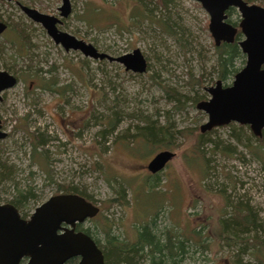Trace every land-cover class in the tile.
I'll return each instance as SVG.
<instances>
[{"label": "rangeland", "instance_id": "obj_1", "mask_svg": "<svg viewBox=\"0 0 264 264\" xmlns=\"http://www.w3.org/2000/svg\"><path fill=\"white\" fill-rule=\"evenodd\" d=\"M17 1L60 18L61 0ZM165 2L167 10L155 0H70V16L60 18L59 30L112 58L139 49L148 67L143 74L65 52L15 4L0 2V18L12 21V29L24 28L28 39L20 41L13 31L0 36V70L18 78L1 94L0 120L8 137L0 141V160L11 172L0 186V204L9 203L17 190L30 189L33 197L19 208L26 219L51 196L71 194L57 192L58 184L67 185L100 209L93 223L82 225L100 246L104 222L115 236L132 240L134 231L153 217L158 231L171 229L185 242L187 254L177 264H264V170L253 156L257 142L247 126L235 123L199 138L207 116L196 104L209 97L206 90L218 80L212 72L216 53L209 16L193 0ZM250 3L263 7L262 0ZM162 18L174 34L165 31ZM229 20L237 23L239 14L235 11ZM244 64V58H237L233 68L238 72ZM190 75H203L201 84L190 85ZM170 92L182 94L180 109L167 97ZM113 112L118 120L111 129ZM147 122L155 129L169 128L167 147L158 144L161 136L154 145L141 136ZM35 130L48 138L32 153L30 133ZM232 130L241 143L230 137ZM246 137H252L250 148ZM165 150L174 157L151 175L147 164ZM117 186L124 190L123 206L109 202ZM235 207L249 210L259 227L247 235V246L219 237L221 222L236 217Z\"/></svg>", "mask_w": 264, "mask_h": 264}, {"label": "water", "instance_id": "obj_2", "mask_svg": "<svg viewBox=\"0 0 264 264\" xmlns=\"http://www.w3.org/2000/svg\"><path fill=\"white\" fill-rule=\"evenodd\" d=\"M11 1V0H1ZM209 16L208 30L214 45L233 43L237 28L226 22V11L234 8L240 15L238 28L243 39L237 42L246 57L245 65L224 87L216 81L207 89L209 99L201 101L196 109L207 116L199 127L201 134L230 123L247 126L254 137L264 130V8L249 5L243 0H193ZM24 15L40 25L54 44L65 52L76 51L91 60H107L121 64L125 71L143 74L147 61L139 49L112 58L99 52L91 44L58 29L61 19L71 13L70 0H61L59 17L43 14L36 9L18 4ZM5 25L0 22V33ZM16 79L0 71V92L12 88ZM6 137L1 131L0 140ZM174 157L170 151L157 153L147 164L150 174L161 172ZM99 208L76 194L51 196L23 219L10 203L0 204V264H67L78 258L76 264H104L101 251L85 233L76 232V224L97 215Z\"/></svg>", "mask_w": 264, "mask_h": 264}, {"label": "trees", "instance_id": "obj_3", "mask_svg": "<svg viewBox=\"0 0 264 264\" xmlns=\"http://www.w3.org/2000/svg\"><path fill=\"white\" fill-rule=\"evenodd\" d=\"M151 4L152 0H144ZM246 2H250V0H245ZM261 6L264 7V0ZM155 5L160 6L163 10H167V4L165 0H155ZM134 16V14H132ZM160 22V21H158ZM162 25H165V31L169 34H174L175 30L172 28L167 20L161 19ZM230 22V21H229ZM14 32L16 33L19 40L28 42L26 30L20 28L19 26L13 27ZM239 33L237 34L235 41L233 43H221L219 46H215L216 53V62L212 68V72L216 74L217 79L221 82H225L230 76H234L237 73V69L233 67V61L237 58L243 59V55L241 54L239 47L237 45V40L239 37ZM148 68V67H147ZM202 76V77H201ZM199 76V78L195 79L193 75H190V82L192 83H200L202 81L203 75ZM201 84V83H200ZM53 86V85H52ZM45 89L53 91L48 84L43 86ZM171 93V94H170ZM167 94V97H171L174 100V108L180 109L182 102L179 99L180 95L177 92H170ZM199 100V99H198ZM201 100V98H200ZM197 101L194 99V102ZM118 116L116 113H111V117L109 118V128L114 129L117 125ZM149 125L143 127L141 131V136H143L146 141L150 144L155 143V140L161 136L160 141L158 140V144L164 145L167 147L169 144V128L165 126L160 129H155L151 122H147ZM227 126V125H226ZM232 126V125H231ZM242 127H239L241 129ZM213 130V129H212ZM210 132V131H209ZM232 132V133H231ZM230 133V137H233L236 142L241 143V138L235 135L233 130ZM208 134L205 132L203 134H199V138H203ZM240 136V135H239ZM253 137V140L257 142L256 151L253 152V156L258 159L264 170V130L262 131L261 137ZM252 137H246L245 147L250 148ZM47 138L44 134L38 132L37 130L30 133V140L32 150L34 153L37 149L44 147L47 144ZM199 145V141L197 142ZM262 153V154H261ZM263 155V156H261ZM11 169L7 166V163L0 160V186L2 183L6 182L9 179ZM156 175V174H151ZM57 185V184H56ZM154 184L151 183L150 186ZM114 189V188H113ZM115 199L109 200V202H117L120 206L125 205V194L124 190L117 186L114 190ZM57 192L59 193H71L76 194L83 197L86 200L91 201L84 192H81L78 188H72L67 185H57ZM31 190L28 189L26 191L17 190L13 199L9 202L12 204L19 212L20 206H23L30 198H32ZM234 214L235 218H232L229 221L221 222L220 224V234L219 237L222 240H225L229 243V238H234V243L241 242L244 246L249 245V236L248 234L255 232L259 227L256 225L254 220V215L247 209H242L235 207ZM244 211V212H243ZM20 214V213H19ZM21 216V214H20ZM24 218V216H21ZM152 219H154L152 217ZM150 220L147 224L142 227H139L136 232L134 231V237L132 240H128L127 238H119L115 236L112 232V228L106 222L101 226L102 230L100 231V237L102 246L99 245L98 241H96L93 237L90 236L88 231H80L86 233L90 236L100 248L103 258L104 264H177L182 261L184 256L187 254V247L184 245V241L180 240L178 236H176L171 229L158 231L154 225V221ZM153 221V222H152ZM245 235V237H243ZM228 237V238H227ZM255 247V245L253 246ZM255 252H261L259 248L255 250ZM76 259H72L68 261V264H75Z\"/></svg>", "mask_w": 264, "mask_h": 264}, {"label": "flooded vegetation", "instance_id": "obj_4", "mask_svg": "<svg viewBox=\"0 0 264 264\" xmlns=\"http://www.w3.org/2000/svg\"><path fill=\"white\" fill-rule=\"evenodd\" d=\"M0 2H4V3H13V4H15L16 6H17V8H19V10L21 11V9H20V7L18 6V4H20V5H22V6H26V5H24V4H22V3H20V2H18L17 0H11V1H1L0 0ZM249 4H251L250 2H249ZM26 7H29V6H26ZM29 8H31V7H29ZM34 9V8H33ZM237 12V10L236 9H234V8H230V9H228V11H226V16H227V19H226V22H228L230 25H232L233 27H236L237 28V33H236V35H235V38H236V36H237V34L239 33V37H238V40H237V42L238 41H240V40H242L243 39V36L241 35V33H240V30H239V28H238V24H239V21H240V15H239V21L236 23V22H231L230 20H229V18H230V16H231V14L232 13H234V12ZM21 13L24 15V13L21 11ZM238 13V12H237ZM71 14V13H70ZM239 14V13H238ZM25 16V15H24ZM70 16V15H69ZM26 17V16H25ZM27 18V17H26ZM28 19V18H27ZM66 19V18H65ZM29 20V19H28ZM31 21V20H30ZM230 21V22H229ZM0 22L2 23V24H4L5 25V29H4V31L2 32V33H0V36H2V35H4L5 34V32H7V31H9V32H11V31H13L14 32V30L12 29V21H10V22H6V21H3L1 18H0ZM32 22V21H31ZM32 23H34V22H32ZM34 24H36V23H34ZM38 25V24H37ZM59 27V26H58ZM42 28V27H41ZM43 29V28H42ZM44 30V29H43ZM45 31V30H44ZM12 33V32H11ZM15 33V32H14ZM46 33V32H45ZM16 34V33H15ZM47 35V34H46ZM17 36V35H16ZM211 36V35H210ZM28 40V39H27ZM21 41V40H20ZM234 41H235V39H234ZM233 41V42H234ZM236 42V43H237ZM26 43V42H25ZM25 43H24V45H25ZM214 43V42H213ZM59 46V45H58ZM0 47L2 48V44L0 43ZM240 50V49H239ZM71 51V50H70ZM241 52V51H240ZM242 54V53H241ZM243 55V54H242ZM243 57H244V59H245V62H246V57L243 55ZM245 65V64H244ZM0 71H4V72H7L8 74H10V75H12L15 79H16V84L18 83V78L15 76V75H13V74H11V73H9L8 71H6V70H0ZM218 81V80H217ZM220 81V80H219ZM15 84V85H16ZM215 84V83H214ZM223 84V83H222ZM14 85V86H15ZM13 86V87H14ZM12 87V88H13ZM213 87V86H212ZM224 87H226V86H224ZM210 88V87H209ZM11 89V88H10ZM7 90H9V89H6V90H3V91H1L0 92V101L2 100V98H1V94L3 93V92H5V91H7ZM206 92H207V90H206ZM208 94V93H207ZM209 95V94H208ZM207 99H209V97L208 98H205V97H202L201 98V100L199 101V102H201V101H205V100H207ZM198 102V103H199ZM197 103V104H198ZM196 104V105H197ZM0 126H1V131L2 132H5L4 130H3V125H2V121L0 120ZM6 133V137L4 138V139H6L7 137H8V133L7 132H5ZM4 139H2V140H0V141H3ZM86 200V199H85ZM86 201H88V202H90V203H92V201H89V200H86ZM93 204V203H92ZM18 211V210H17ZM99 212H100V209H99ZM99 212L97 213V215L95 216V217H97L98 215H99ZM19 213V212H18ZM95 217H93V218H95ZM22 218V217H21ZM93 218H91V219H86L83 223H80V224H76V227H75V231L76 232H82V231H80L81 229L83 230V231H88V233L90 234V236L91 237H93L94 238V236H93V233L91 232V230L89 229V228H82L83 226V224L84 223H87V222H89V223H93ZM23 219H25V218H23ZM80 229V230H79ZM100 231L102 230V228L100 227V229H99ZM84 233V232H83ZM86 234V233H85ZM87 235V234H86ZM89 236V237H90ZM90 237V238H91ZM92 239V238H91ZM95 239V238H94ZM93 240V239H92ZM96 240V239H95ZM94 241V240H93ZM96 241H98V240H96ZM95 242V241H94ZM98 243H99V241H98ZM95 244H96V242H95ZM99 245H100V243H99ZM96 246L98 247V245L96 244ZM98 249L100 250V248L98 247ZM101 251V250H100ZM102 253V252H101ZM102 256H103V254H102ZM73 259H76L77 261H76V263L78 262V258H73ZM72 260V259H71ZM103 261H104V258H103ZM75 263V264H76ZM67 264H68V262H67Z\"/></svg>", "mask_w": 264, "mask_h": 264}]
</instances>
